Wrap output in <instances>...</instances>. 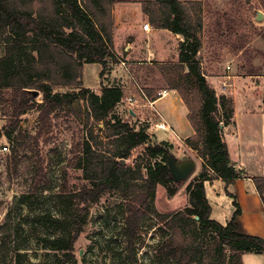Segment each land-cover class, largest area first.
I'll list each match as a JSON object with an SVG mask.
<instances>
[{
  "label": "trees",
  "instance_id": "1",
  "mask_svg": "<svg viewBox=\"0 0 264 264\" xmlns=\"http://www.w3.org/2000/svg\"><path fill=\"white\" fill-rule=\"evenodd\" d=\"M116 2L0 0V99L4 102L2 112L8 117L0 130V140L3 136L12 140L15 152L21 147L32 149V143L38 146L40 138L52 130L51 121L57 111L81 100L86 102L89 118L104 123L105 138L109 140L110 149L102 150L103 142L94 144L98 137L90 133V139L82 143L79 168L91 186L68 193L65 185L64 201L69 213L58 219L42 216V220H50L61 230L53 241L55 250L63 253L61 264L75 259L74 246L90 207L114 191L121 192L126 200L122 235L132 259L141 224L148 215H154L165 229L155 249L156 256L164 262L244 264V254H264L263 238L238 231L236 218L242 210L228 187L246 173L232 163L223 131L231 122L234 107L226 97L219 99L206 80L199 59L203 23L193 19L181 0L144 1L142 10L156 29L168 30L184 39L178 46V62L160 66L169 70L165 75L169 88L179 93L188 108L187 118L194 135L186 138L185 143L204 163L186 186L187 207L169 214L152 208L158 185L166 186L170 196L177 191V181L168 165L172 146L168 142L151 143L148 124L137 126L115 112L125 98L123 87L106 86L101 94L82 87L84 65L99 64L104 75L108 67L121 61L113 38ZM197 5L200 3H192ZM56 86H77L80 90L62 94L54 92ZM34 90L42 94L41 104L35 101ZM34 108L39 111L36 135H14L21 117ZM141 147L135 165H128L133 152ZM42 172L39 167L34 175L36 190L41 182L37 176ZM214 179L224 181L226 195L233 200L235 211L226 225L211 216L205 184ZM252 180L264 204V177Z\"/></svg>",
  "mask_w": 264,
  "mask_h": 264
},
{
  "label": "rangeland",
  "instance_id": "2",
  "mask_svg": "<svg viewBox=\"0 0 264 264\" xmlns=\"http://www.w3.org/2000/svg\"><path fill=\"white\" fill-rule=\"evenodd\" d=\"M130 1L139 3L142 8L143 2L148 0ZM181 1L190 9L193 19L201 20L203 23L199 34L202 43L199 59L207 82L215 90L220 76L228 71L236 76L233 80L234 87L226 95L218 91L216 93L218 98L226 97L232 103L234 97L237 102L264 99V0ZM193 2H199L200 5L192 6ZM145 16L148 18L146 14ZM164 36V31L152 32L154 43H162ZM147 37L150 36L144 35L137 40L130 50L133 54L129 56L123 50L125 45L129 48L128 39L118 36L117 51L114 47L117 56L121 61L136 60L135 66L124 67L120 61L108 67L104 75H101V65L86 64L83 67L81 81L82 87L97 94H101L106 86L123 87L125 98L115 112L137 126L148 124L151 143L156 144V134L158 138H162L160 136L163 132L156 133L158 128L155 123L164 120L168 123V116L163 113L162 107L170 104L174 94L171 93L169 97L156 104L162 117L140 96L138 86L150 99L160 90H170L165 77L168 69L161 68L163 66L157 65L156 61H150L152 63L150 65H141L143 61L138 59L141 58L142 50L138 52L137 45L146 47ZM169 46L166 49L167 59L162 63H177L178 59L172 56V40ZM228 68L230 70H227ZM79 90L80 87L77 86L54 88V92L62 94ZM33 97L38 104L43 102L41 93ZM129 97H135L138 106H131L127 101ZM3 106L4 102L0 99V130L8 121V117L2 112ZM241 106L243 107V104ZM185 107L188 114V108L186 105ZM88 111L84 100L58 110L51 121L52 130L40 138L38 146L32 143V149L21 147L15 152L12 140L6 136L0 140V264H61L63 253L55 250L53 246V241L61 235V230H58L60 228L50 220H42V216L58 219L69 213L64 201L65 185L68 193H77L83 187L91 186L79 168V159L83 156L82 143L90 139V133L98 137L96 141L93 140L94 144L103 142L101 149H110L107 144L109 140L104 134V123L89 118ZM38 116L37 108L28 110L21 117L19 129L14 135L22 132L35 136L39 129ZM258 142L260 139L256 141L257 144ZM142 149V147L136 149L126 163L134 166ZM175 150L178 157H186L187 152L182 150V147L178 146ZM261 158L262 162H258L257 160ZM263 158L261 154L256 160L252 156L248 157V169L258 167L264 171ZM39 167L43 172L41 176H37L41 182L36 190L34 175ZM188 184L177 181V191L173 196L168 194L166 186L158 185L152 200V208L162 214L184 209L188 206L185 191ZM209 194L213 205L212 218L226 225L235 210L232 198L226 195L213 197L211 191ZM125 203L122 193L114 191L103 195L98 204L90 207L83 231L74 246L75 259L67 264L172 263L164 262L156 256L155 249L163 239L165 229L154 215H148L143 220L139 241L135 246V258L130 257L126 238L122 235L126 217ZM243 262L264 264V254H244Z\"/></svg>",
  "mask_w": 264,
  "mask_h": 264
},
{
  "label": "crops",
  "instance_id": "3",
  "mask_svg": "<svg viewBox=\"0 0 264 264\" xmlns=\"http://www.w3.org/2000/svg\"><path fill=\"white\" fill-rule=\"evenodd\" d=\"M116 1L117 2L113 7V17L115 22L114 47L116 48V51L117 40H119L118 36H123V38L128 39L129 48L125 45L123 50L131 56V54H133L131 53L132 51H130L132 50V46L137 43V40L144 37V35H147L150 37H147L146 47L136 44L138 52L142 50V52H140L141 58H138L139 61H143L141 62V65H150L152 64L150 61L158 62L157 65L165 64L162 62L167 59L166 49L170 47V40L173 41L172 56L174 59H178V46L179 43L184 40L181 35H176L168 30L156 28L150 32H145L143 26L145 23H150V21L143 13L139 3H133L130 0ZM153 31L165 32L162 43L153 42ZM124 62L127 63V66H135L136 60L129 59ZM234 79H236V76ZM168 91L169 94L167 97H169L171 93L174 94V97L170 99V104H166L165 106L167 107L164 106L162 109L164 110L163 113H166L168 116L167 121L170 128L158 129L156 133L163 132L160 136L162 138H158L157 134L155 138L157 143L168 142L172 146L168 159L169 168L174 174L176 181L188 184L193 177L200 173L204 162L197 152L188 147L184 142V139L194 135V131L188 121L186 107L182 98L178 96L176 90ZM155 97L156 96L154 95L151 99H154ZM242 104L243 107L241 106ZM233 107L234 114L231 122L227 126H224L223 129L224 140L228 145L232 163L237 169L243 170L244 173H246V176L231 184L228 187V191L236 197L242 210L241 214L236 218L238 231L242 234L257 236L264 239V204L257 192L254 181L252 180L253 177H264V171L260 170L258 167L251 169H248L247 167L248 157L252 156L254 160H256L259 154L264 157V99L258 101L243 100L237 102L234 97ZM158 123L161 122H156L155 124ZM182 136L185 138L183 139ZM259 139L260 142L257 144L256 141ZM178 146L182 147V150L187 152L188 155L186 154V157H178L179 155L175 150ZM257 161L262 162V158ZM205 188L213 214V205L209 197V192L211 191L213 197H224L226 195L225 183L221 179H214L207 182Z\"/></svg>",
  "mask_w": 264,
  "mask_h": 264
},
{
  "label": "built area",
  "instance_id": "4",
  "mask_svg": "<svg viewBox=\"0 0 264 264\" xmlns=\"http://www.w3.org/2000/svg\"><path fill=\"white\" fill-rule=\"evenodd\" d=\"M154 28L155 27L151 25L150 23H145L143 26V29L145 32H150ZM121 63L124 67H127L126 66L127 64L124 61H121ZM227 70H230V69L228 68ZM234 78L235 76L232 75L229 71L226 74L220 76L217 81L218 87L215 88V92L218 93L219 91V92H222L223 95H226L228 91H230V89L234 87V81H233ZM138 90H139L140 96L147 102V105L150 108H152L158 115L161 116L159 110L156 108V104L158 101L168 96L169 94L168 90L164 89V90L158 91L154 99H150L139 86H138ZM127 101L131 106H138V100L135 97H129L127 98ZM156 127L158 129H166V128H170V125L164 120L161 123L156 124Z\"/></svg>",
  "mask_w": 264,
  "mask_h": 264
},
{
  "label": "water",
  "instance_id": "5",
  "mask_svg": "<svg viewBox=\"0 0 264 264\" xmlns=\"http://www.w3.org/2000/svg\"><path fill=\"white\" fill-rule=\"evenodd\" d=\"M32 93H33V95L36 97L37 95H38V91H36V90H34V91H32ZM123 163H124V161H123ZM174 175V174H173ZM175 177V176H174Z\"/></svg>",
  "mask_w": 264,
  "mask_h": 264
}]
</instances>
